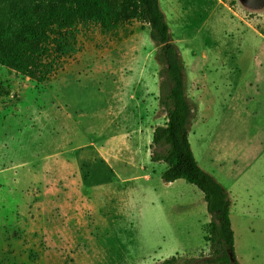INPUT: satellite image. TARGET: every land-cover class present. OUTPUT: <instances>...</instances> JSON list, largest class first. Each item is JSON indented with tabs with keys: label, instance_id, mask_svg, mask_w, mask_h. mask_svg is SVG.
<instances>
[{
	"label": "rangeland",
	"instance_id": "1",
	"mask_svg": "<svg viewBox=\"0 0 264 264\" xmlns=\"http://www.w3.org/2000/svg\"><path fill=\"white\" fill-rule=\"evenodd\" d=\"M158 1L194 109L193 157L228 195L236 262L264 264V0ZM71 35L48 81L0 65V264L203 262L202 193L165 184L149 157L165 113L147 26L118 17ZM120 135L130 143H110Z\"/></svg>",
	"mask_w": 264,
	"mask_h": 264
},
{
	"label": "trees",
	"instance_id": "2",
	"mask_svg": "<svg viewBox=\"0 0 264 264\" xmlns=\"http://www.w3.org/2000/svg\"><path fill=\"white\" fill-rule=\"evenodd\" d=\"M130 3L132 7L127 2L123 8L111 0H12L0 14V65L38 82L48 81L57 60L70 53L67 40L77 26L93 24L109 31L118 17L147 26L162 65L158 104L165 113L164 125L153 130L150 161L166 166L161 175L165 184L183 180L203 195L210 216L204 240L209 242L211 254L203 262L191 261L238 264L234 258L228 195L198 167L190 148L188 133L194 109L186 95L184 66L177 47L171 43L165 15L158 0H130ZM229 5L233 7L234 2ZM159 264H180L179 257H170Z\"/></svg>",
	"mask_w": 264,
	"mask_h": 264
},
{
	"label": "crops",
	"instance_id": "3",
	"mask_svg": "<svg viewBox=\"0 0 264 264\" xmlns=\"http://www.w3.org/2000/svg\"><path fill=\"white\" fill-rule=\"evenodd\" d=\"M111 142H116V143H121V144L126 143V145L130 143V142H128V139L124 135L115 136V137L110 138V143ZM116 154L118 155V153H116ZM134 154H135L134 152L133 153L132 152H130V153L128 152L127 155L129 157L127 158V161L134 162L133 158H132ZM130 156H132V157H130ZM111 159L112 160L109 161V159H107V157L105 158V160L108 163V165H110L114 169V164H113L114 161L116 162L117 159H120V158L116 157L115 153H112V158Z\"/></svg>",
	"mask_w": 264,
	"mask_h": 264
},
{
	"label": "water",
	"instance_id": "4",
	"mask_svg": "<svg viewBox=\"0 0 264 264\" xmlns=\"http://www.w3.org/2000/svg\"><path fill=\"white\" fill-rule=\"evenodd\" d=\"M229 257H230L231 261L234 260V258H233V254H232L231 252H229Z\"/></svg>",
	"mask_w": 264,
	"mask_h": 264
}]
</instances>
